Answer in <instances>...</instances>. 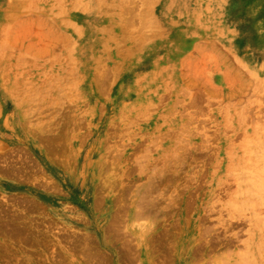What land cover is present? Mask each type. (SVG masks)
<instances>
[{
	"label": "rangeland",
	"instance_id": "rangeland-1",
	"mask_svg": "<svg viewBox=\"0 0 264 264\" xmlns=\"http://www.w3.org/2000/svg\"><path fill=\"white\" fill-rule=\"evenodd\" d=\"M1 124L4 174L75 159L189 259L264 264V0H0Z\"/></svg>",
	"mask_w": 264,
	"mask_h": 264
},
{
	"label": "crops",
	"instance_id": "crops-1",
	"mask_svg": "<svg viewBox=\"0 0 264 264\" xmlns=\"http://www.w3.org/2000/svg\"><path fill=\"white\" fill-rule=\"evenodd\" d=\"M172 101L160 112H175ZM7 131L1 124L0 140L9 136L14 144L4 142L16 149L23 138ZM51 163L42 159L44 172L29 181L6 175L0 167V264H98L99 259L104 264H201L199 257L188 258L177 221L159 223L96 182L90 191L71 190L68 183L82 181L79 162L65 160L58 173Z\"/></svg>",
	"mask_w": 264,
	"mask_h": 264
},
{
	"label": "bare ground",
	"instance_id": "bare-ground-1",
	"mask_svg": "<svg viewBox=\"0 0 264 264\" xmlns=\"http://www.w3.org/2000/svg\"><path fill=\"white\" fill-rule=\"evenodd\" d=\"M222 36H223V35H222ZM221 38H222V37H221ZM198 92H199V91H198ZM202 101H203V100H202ZM199 105H200V104H199ZM198 114H199V113H198ZM200 115H201V114H200ZM251 117H252V116H251ZM252 118H253V117H252ZM254 119H255V117H254ZM200 122H201V121H200ZM203 122H204V121H203ZM199 124H200V123H199ZM256 127H257V126H256ZM257 129H258V128H257ZM237 139H238V138H237ZM26 202H27V201H26ZM34 204H35V203H34ZM26 206L28 207V205H26ZM36 206H37V205H36ZM38 208H39V206H38ZM5 214H6V213H5ZM1 215H2V213H1ZM205 215H206V214H205ZM0 217H2V216H0ZM3 217H4V214H3ZM4 219H5V221H6V220L10 221L9 218L6 219V217H4V218H3V221H4ZM8 221H6L7 224H8ZM18 221H19V220H18ZM13 223H14V222H13ZM5 224H6V223H5ZM7 224H6V225H7ZM8 225H9V224H8ZM29 227H30V226H29ZM24 229L26 230V228H24ZM25 230H24V231H25ZM29 231H30V230H29ZM18 232H19V231H18ZM16 233H17V232H16ZM22 233H25V232H22ZM14 234H15V232H14ZM18 234H19V233H18ZM20 234H21V233H20ZM33 234H34V233H33ZM16 235H17V234H16ZM18 236H19V235H18ZM20 236H21V235H20ZM11 239H12V238H10V240H11ZM16 240H18V239H16ZM14 243H15V242H14ZM17 244H18V243H17ZM10 248H11V247H10ZM129 249H130V248L128 247V250H129ZM130 251H131V250H130ZM198 251H199V250H198ZM196 252H197V251H196ZM200 254H201V253H200ZM92 258H93V257H92ZM132 258H133V257H132ZM94 260H95V259H94ZM94 260H93V261H94ZM99 260H100V263L102 264V263H103L102 259H99ZM134 260H135V259H134ZM91 261H92V260H91ZM95 261H96V260H95ZM101 261H102V262H101ZM130 261H131V260H130ZM131 262H133V261H131ZM131 262H130V263H131ZM100 263H98V264H100ZM67 264H68V263H67ZM103 264H104V263H103ZM131 264H132V263H131ZM134 264H135V263H134Z\"/></svg>",
	"mask_w": 264,
	"mask_h": 264
}]
</instances>
